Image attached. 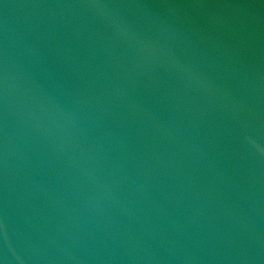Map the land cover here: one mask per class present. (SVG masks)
<instances>
[{"label": "water", "instance_id": "95a60500", "mask_svg": "<svg viewBox=\"0 0 264 264\" xmlns=\"http://www.w3.org/2000/svg\"><path fill=\"white\" fill-rule=\"evenodd\" d=\"M2 264H264V0H0Z\"/></svg>", "mask_w": 264, "mask_h": 264}, {"label": "clouds", "instance_id": "9594fccd", "mask_svg": "<svg viewBox=\"0 0 264 264\" xmlns=\"http://www.w3.org/2000/svg\"><path fill=\"white\" fill-rule=\"evenodd\" d=\"M0 264H2V262H0Z\"/></svg>", "mask_w": 264, "mask_h": 264}]
</instances>
